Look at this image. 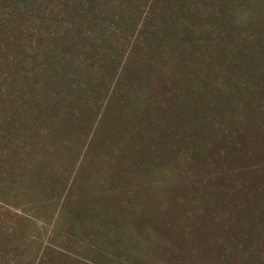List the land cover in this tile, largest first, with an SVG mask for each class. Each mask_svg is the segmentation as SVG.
<instances>
[{
	"label": "trees",
	"instance_id": "16d2710c",
	"mask_svg": "<svg viewBox=\"0 0 264 264\" xmlns=\"http://www.w3.org/2000/svg\"><path fill=\"white\" fill-rule=\"evenodd\" d=\"M232 4L0 0V202L29 183L37 213L57 211L38 264H264V11L245 2L246 35ZM96 123L78 171L117 146L113 185L58 205L57 162ZM11 240L0 264H28Z\"/></svg>",
	"mask_w": 264,
	"mask_h": 264
},
{
	"label": "rangeland",
	"instance_id": "374dc122",
	"mask_svg": "<svg viewBox=\"0 0 264 264\" xmlns=\"http://www.w3.org/2000/svg\"><path fill=\"white\" fill-rule=\"evenodd\" d=\"M240 6L234 4L239 3ZM247 1V0H246ZM245 0H233V4L237 8V10L241 11L243 18L247 21L244 23V25H239V27H242L241 29L245 31L246 35H253L254 30L252 28V25L248 23L250 20V17L253 13L252 7H245ZM252 1V0H251ZM257 10L264 11V0H255ZM252 4V2H251ZM242 8L245 9L242 12ZM256 14H258V11H255ZM238 15V11H237ZM249 24V25H248ZM95 127H97V123L94 124V127L87 129L85 132V136L83 137V141L80 144V148L77 149V157L78 159L74 160V163L71 165V167H68V162L64 160H60L57 162V167L63 166L62 169H58L59 171H63L67 168V170L64 172V178L65 183L63 184L64 191L58 196V198H53L51 201L54 202L56 200L58 202V205H61L64 202H69L72 200L73 196L75 198H78L80 193H82V188L79 185L82 183L83 186L87 187L89 190L88 192V199H91L99 189H101L104 184L107 185V187H111L113 183L110 181L111 178V172L109 169V164L111 160H114V154L121 155V152H118L117 146L113 147V154L112 153H104V155H100L101 158H105V160L98 165L95 170L91 168L89 170V173L86 175L87 178L83 181L82 174L78 171L79 168L82 169L83 167V161L89 160L91 155L89 154L88 157V145L91 139H93V135L95 134ZM127 130H132V127L128 128ZM52 146L53 144H48ZM72 147H68L66 149V153H69V149ZM68 151V152H67ZM93 155V154H92ZM173 157H178L177 153L173 154ZM94 157L98 159V155L94 154ZM185 154L182 152V154L179 155L180 159L185 158ZM173 159V158H172ZM29 160V164L34 168H40L36 167V165H39V163L35 160L33 157L27 158ZM169 161V158H168ZM112 162V161H111ZM54 164V163H53ZM173 167L177 165V162L174 164H171ZM53 167V168H57ZM70 168V169H69ZM190 167H188L189 169ZM192 172V170H190ZM92 180V181H91ZM91 181V182H90ZM85 182H90L89 184H85ZM139 181H136V183ZM29 183H26L23 188L16 191V194L14 196V191L11 189H7L6 197L9 200V202L1 203L0 202V224L2 226V233L0 232V236L2 234H5L7 239L12 241L11 239H15V245L14 249L15 251H20V253H27V256L25 257V262L27 260L28 264H38L39 258L38 256H41L40 253L42 250L48 246V238L52 239L51 232H54V222L56 219L57 211H52L48 214H43V216H40L39 213H37L38 205L42 204V201H44V198H40V196H36V190L32 188L30 190ZM141 184V183H138ZM17 185V184H16ZM144 186H154V187H160V186H166V180L163 179V177L160 178H152L148 177L146 181L143 182ZM62 187V188H63ZM12 188V187H11ZM148 190L147 188H143L142 191ZM12 193V194H11ZM162 194H164V189H162ZM26 195V196H24ZM144 195L149 196V199L154 202L163 203V198L159 196V193H155L154 191H148ZM87 203H90V201H86ZM146 203H149V200L146 199ZM167 202H170V200H167ZM97 202H92L93 205H95ZM36 208V210H34ZM45 215V221L47 223L43 222V217ZM118 224L119 222L116 221ZM123 224V223H120ZM114 225L113 222H104L103 226L105 227H112ZM50 242V241H49ZM61 239L55 238L54 240V249L56 250H62V248H59L61 245ZM133 246V245H132ZM131 246V247H132ZM31 254L30 257L28 255ZM34 254V256H33ZM17 263V261H16ZM131 264V263H130Z\"/></svg>",
	"mask_w": 264,
	"mask_h": 264
}]
</instances>
